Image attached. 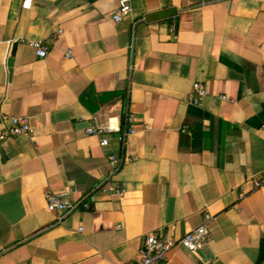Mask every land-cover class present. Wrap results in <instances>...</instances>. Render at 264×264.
<instances>
[{
  "label": "crops",
  "instance_id": "obj_1",
  "mask_svg": "<svg viewBox=\"0 0 264 264\" xmlns=\"http://www.w3.org/2000/svg\"><path fill=\"white\" fill-rule=\"evenodd\" d=\"M117 6L0 0V109L34 129L0 140V264L128 263L147 233L179 237L207 213L205 247L156 264H264V186L240 195L264 173V0H132L115 22ZM126 110L139 130L124 151L87 134ZM123 152L125 192L106 195L107 156ZM67 188L90 206L59 221L46 193Z\"/></svg>",
  "mask_w": 264,
  "mask_h": 264
},
{
  "label": "built area",
  "instance_id": "obj_2",
  "mask_svg": "<svg viewBox=\"0 0 264 264\" xmlns=\"http://www.w3.org/2000/svg\"><path fill=\"white\" fill-rule=\"evenodd\" d=\"M33 0H22V7L29 9L32 7ZM132 10V0H118V6L112 13V18L115 22L120 21L127 16ZM173 30V28H172ZM21 42L32 46L39 58H45L48 55L50 46L49 43L44 40H29L21 38ZM71 51L68 50L67 57L71 56ZM195 94L191 98V103L197 106L202 104V101L206 95L205 86L202 82H195L194 84ZM222 98H227L226 95H222ZM0 119L8 121L10 124L6 125L0 131V140H5L9 137H16L19 135L33 136L34 129L31 125L29 117L26 115H5L0 109ZM146 127V126H145ZM187 126H185V129ZM264 129V124L262 125ZM138 123L135 115L126 110L123 117L110 116L104 124L94 122L86 128V132L89 135L97 136L100 140V145L108 147L111 143L110 137L115 135L116 140L122 151L127 146L128 138L138 132ZM129 156L117 153H109L107 156L109 164V172L107 176L102 179L98 185L97 190L103 192L106 195L122 196L125 192L113 181V178L120 171L125 161L131 160ZM252 185L251 188H247V184L244 182L240 186V195L245 196L252 190L264 186V173L257 174L249 178L248 180ZM73 188H67L61 192L48 191L46 193V205L47 209L57 214L59 221L62 218L73 212L74 210L84 207L89 208V203L85 200H75L73 196ZM213 219V216L209 213L205 215V221L203 224L187 231L182 236H176L173 233H159L157 231H151L146 234L144 244L138 250V258L128 263H116V264H156L158 262H167L169 255L178 247H184L191 252L201 250L205 247L209 239L208 224ZM264 233V228H263ZM207 264H213L208 262Z\"/></svg>",
  "mask_w": 264,
  "mask_h": 264
}]
</instances>
